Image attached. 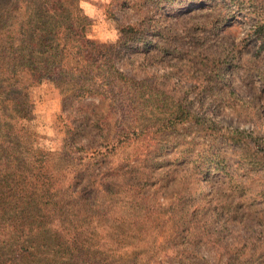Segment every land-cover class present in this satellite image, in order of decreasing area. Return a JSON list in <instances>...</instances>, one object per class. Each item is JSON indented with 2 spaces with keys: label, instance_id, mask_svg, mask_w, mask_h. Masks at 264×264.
I'll use <instances>...</instances> for the list:
<instances>
[{
  "label": "rangeland",
  "instance_id": "1",
  "mask_svg": "<svg viewBox=\"0 0 264 264\" xmlns=\"http://www.w3.org/2000/svg\"><path fill=\"white\" fill-rule=\"evenodd\" d=\"M259 1L241 0V11L231 0L80 1L89 37L114 42L127 25L140 37L125 35L113 59L130 78L114 103L133 108L102 120L106 112L91 110L99 98L63 103L43 82L31 88L27 128L52 152L63 187L82 166L73 157L103 154L90 160L109 169L94 171L99 195L71 188L77 198L54 224L79 240L86 233L87 253L101 251L95 262L264 264V50L246 35ZM176 105L191 118L166 130ZM119 129L130 136L110 148ZM75 143L93 148L73 152ZM65 149L72 158L58 155ZM79 206L90 218L71 224ZM55 251L29 264H75Z\"/></svg>",
  "mask_w": 264,
  "mask_h": 264
},
{
  "label": "trees",
  "instance_id": "2",
  "mask_svg": "<svg viewBox=\"0 0 264 264\" xmlns=\"http://www.w3.org/2000/svg\"><path fill=\"white\" fill-rule=\"evenodd\" d=\"M80 1L0 0V264H29L41 255L40 250L50 249L61 257L65 253L64 257L73 259L70 261L75 264H100L95 260L101 251L87 253L84 248L86 233H81L79 240L77 234H63L54 224L55 218L64 215L77 198L71 188L77 187L78 193L88 187L99 195L94 186L99 179L94 171L101 172L98 177L106 178L109 169H102L97 161L92 167L90 160L103 154L93 150L88 158L73 157L82 166L74 169L72 181L63 187V181L50 168L52 152L41 147L27 128L31 88L43 82L59 88L63 103L99 98L102 106L91 110L106 112L100 117L102 120L111 119L115 108L124 119L128 109L133 108L132 101H119V108L114 103L121 99L122 88L129 87L130 78L116 69L113 59L118 46L128 43L125 35L140 37L135 27L128 25L121 27V36L114 42L89 37L90 18L81 10ZM233 1V9L241 11V0ZM259 3L261 13L254 7L251 14L260 17L246 34L259 42L258 51L264 50V0ZM191 114L176 105L165 129L187 121ZM80 129L81 123L74 127ZM115 134L110 148L130 136L120 129ZM73 148V152H86L93 146L75 143ZM66 151L72 158L66 149L58 155L66 157ZM69 215L71 224L90 218L85 206Z\"/></svg>",
  "mask_w": 264,
  "mask_h": 264
}]
</instances>
